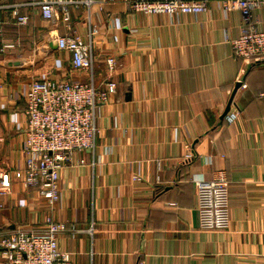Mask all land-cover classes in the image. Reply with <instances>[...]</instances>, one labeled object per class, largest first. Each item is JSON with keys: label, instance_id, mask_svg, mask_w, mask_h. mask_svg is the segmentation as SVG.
Returning <instances> with one entry per match:
<instances>
[{"label": "crops", "instance_id": "crops-1", "mask_svg": "<svg viewBox=\"0 0 264 264\" xmlns=\"http://www.w3.org/2000/svg\"><path fill=\"white\" fill-rule=\"evenodd\" d=\"M40 1L0 0V166L24 167L29 83L50 71L86 80L55 48L57 35L86 40L95 26V83L115 81L118 91L98 115L94 152L61 172L54 212L15 177L12 194L0 199V236L38 229L52 214L70 230L92 229L58 236L74 264H264V63L234 57L241 12L209 0L202 15L148 16L96 0L90 18L72 11L69 30L59 14L45 21ZM16 5L26 27L16 24ZM5 40L15 49L2 53ZM240 82L227 114L238 119L228 123L221 117ZM219 173L230 182L231 226L204 232L194 181Z\"/></svg>", "mask_w": 264, "mask_h": 264}, {"label": "built area", "instance_id": "built-area-1", "mask_svg": "<svg viewBox=\"0 0 264 264\" xmlns=\"http://www.w3.org/2000/svg\"><path fill=\"white\" fill-rule=\"evenodd\" d=\"M131 13L141 15H202L207 12L209 0H120ZM96 0H41L38 2L42 18L47 22L62 17L69 30L73 10L85 9L90 18ZM225 10H239L242 15L240 35L231 44L234 57L245 61L264 62V0H223ZM5 6L0 5V14ZM13 17L16 24L26 27L27 15H21L18 5ZM98 30L89 28L87 39L80 35H57L54 42L61 52L68 53L71 67L86 77L73 79L69 75L56 79L50 71L42 78L32 80L24 97L25 138L24 167L20 171L0 166V199L12 194L13 178L24 190H37L51 213L60 200L61 172L70 166L84 165L76 155L94 152L98 134L97 120L101 109L116 95L118 84L109 80L95 83V41ZM16 44L5 40L1 52L15 49ZM110 72L118 66L115 57H107ZM245 87V86H244ZM264 98V93L260 95ZM228 123L237 121V115H227ZM134 181H140L138 177ZM199 226L204 232H222L230 229V182L224 173L213 180H195ZM52 215V214H51ZM48 215L38 229H16L0 236L2 264H74L69 253L59 248L58 236L72 231L65 223L56 222ZM143 264V263H142Z\"/></svg>", "mask_w": 264, "mask_h": 264}, {"label": "water", "instance_id": "water-1", "mask_svg": "<svg viewBox=\"0 0 264 264\" xmlns=\"http://www.w3.org/2000/svg\"><path fill=\"white\" fill-rule=\"evenodd\" d=\"M52 47H54V44H52ZM55 48H57V46H55ZM241 86H242V83H241V82H240V83H237V85L235 86L234 92H233V94H232V96H231V99H230L228 105H227V108H226L224 114H223L222 117H221L222 120H223V119L227 116V114L230 112V110H231V106H232V104H233L234 96H235L237 90H238Z\"/></svg>", "mask_w": 264, "mask_h": 264}, {"label": "trees", "instance_id": "trees-1", "mask_svg": "<svg viewBox=\"0 0 264 264\" xmlns=\"http://www.w3.org/2000/svg\"><path fill=\"white\" fill-rule=\"evenodd\" d=\"M251 63H252V64H262V63H264V62L251 61ZM183 162H184V164L187 165V164H189V163L191 162V160H190V159H184Z\"/></svg>", "mask_w": 264, "mask_h": 264}]
</instances>
